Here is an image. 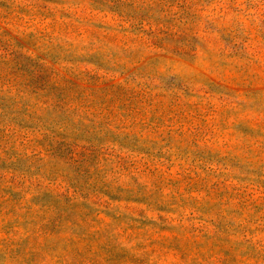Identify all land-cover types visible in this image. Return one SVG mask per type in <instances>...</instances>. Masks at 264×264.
<instances>
[{
	"label": "rangeland",
	"instance_id": "rangeland-1",
	"mask_svg": "<svg viewBox=\"0 0 264 264\" xmlns=\"http://www.w3.org/2000/svg\"><path fill=\"white\" fill-rule=\"evenodd\" d=\"M0 264H264V0H0Z\"/></svg>",
	"mask_w": 264,
	"mask_h": 264
}]
</instances>
